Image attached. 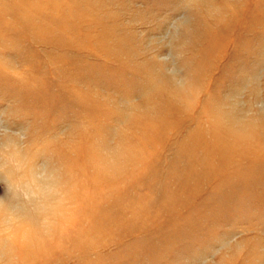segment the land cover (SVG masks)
I'll return each instance as SVG.
<instances>
[{"label": "rangeland", "instance_id": "obj_1", "mask_svg": "<svg viewBox=\"0 0 264 264\" xmlns=\"http://www.w3.org/2000/svg\"><path fill=\"white\" fill-rule=\"evenodd\" d=\"M0 264H264V0H0Z\"/></svg>", "mask_w": 264, "mask_h": 264}]
</instances>
